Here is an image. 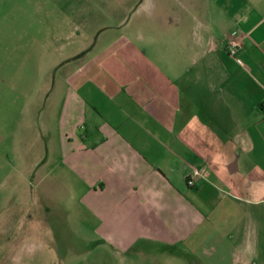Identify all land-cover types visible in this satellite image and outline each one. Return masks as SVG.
<instances>
[{"label": "crops", "instance_id": "obj_1", "mask_svg": "<svg viewBox=\"0 0 264 264\" xmlns=\"http://www.w3.org/2000/svg\"><path fill=\"white\" fill-rule=\"evenodd\" d=\"M216 1L0 0L1 83L29 97L56 66L28 134L50 218L113 250L193 241L264 264V0ZM24 107L0 106L1 140Z\"/></svg>", "mask_w": 264, "mask_h": 264}, {"label": "rangeland", "instance_id": "obj_2", "mask_svg": "<svg viewBox=\"0 0 264 264\" xmlns=\"http://www.w3.org/2000/svg\"><path fill=\"white\" fill-rule=\"evenodd\" d=\"M218 3L223 0L214 4L219 7ZM41 67L40 79L29 97L0 81V106L29 105L19 118H8V136L6 140L0 139V164L5 171L3 184L0 180V264H20V258L25 264H229L225 245L215 256L194 250L193 241L168 247L142 241L132 250L119 251L102 242L91 221H80L74 214L65 222L50 218L39 203L48 198V192L40 191L31 170L35 147L28 138L34 106L45 104L53 89L56 66L44 62ZM31 74L30 68L27 75ZM218 190L220 196L225 195V188ZM57 195L63 201L68 200L61 191ZM18 215L24 218L22 223L11 222Z\"/></svg>", "mask_w": 264, "mask_h": 264}, {"label": "built area", "instance_id": "obj_3", "mask_svg": "<svg viewBox=\"0 0 264 264\" xmlns=\"http://www.w3.org/2000/svg\"><path fill=\"white\" fill-rule=\"evenodd\" d=\"M226 48L229 52L230 55L236 58V60L240 63L243 64V60L239 56L240 48H241V41L237 35L236 31H233L226 42ZM202 176V171L197 169V168H192V171L187 177V183L190 186H193L195 181Z\"/></svg>", "mask_w": 264, "mask_h": 264}]
</instances>
